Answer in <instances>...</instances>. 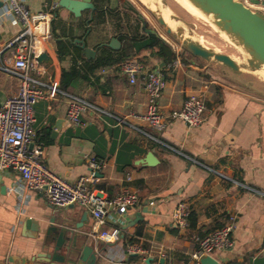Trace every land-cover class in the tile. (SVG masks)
<instances>
[{"label":"crops","instance_id":"obj_1","mask_svg":"<svg viewBox=\"0 0 264 264\" xmlns=\"http://www.w3.org/2000/svg\"><path fill=\"white\" fill-rule=\"evenodd\" d=\"M56 1L26 0V5L32 13H41L49 11ZM111 1L113 6L116 0ZM239 1L264 17V4L259 0ZM0 2L3 3L0 65H11L14 49L8 45L22 28L5 15V2ZM99 4L102 6V1ZM53 14L43 52L51 62H42L45 73L39 77L46 83H59L62 70L72 66V55L59 59L57 40L80 49L85 57L77 43L84 40L86 47L95 50L97 56L99 49L113 38L128 34L115 22L112 25L122 32L113 35L101 32L102 36L96 37L98 26L111 25L108 21L96 20L89 34L85 28L87 11L79 17L58 9ZM137 26L142 35L141 26L134 27ZM126 41L130 44V39ZM126 41L120 49L126 47ZM142 55L145 60L138 56L132 59L158 68L164 74L166 87L160 106L168 117V124L162 132L153 131L139 119L147 104L143 84L141 81L130 84L120 69L100 71L101 81L97 86L75 81L68 94L82 97L126 120L226 178L132 127L119 124L107 114L87 109L80 117L81 124L74 126L67 119L69 99L63 95L53 99L45 95L35 106V129L37 142L45 148L48 168L73 183L91 172L87 158L101 159L106 167L99 173L96 188L109 197L129 189L137 194L139 205L122 217L110 214L99 227L86 208L53 207L39 193L17 192L20 182L17 172L0 173V264H50L51 256L62 257L60 264H193L192 255L198 249L196 238L222 228L231 217L236 218L232 232L234 246L217 251L212 257L218 264H264V199L231 181L256 189L264 187V78L257 74L252 85L235 86V80L229 83L180 55L168 66L152 57L149 51ZM18 86L16 78L0 72V105L17 93ZM101 88L110 91L104 94ZM190 95L201 96L205 103L198 127H189L182 120L170 117L182 109ZM61 120V130L53 136ZM40 139L43 140L40 142ZM150 152L157 163L139 164ZM132 154L135 156L130 167L119 165L120 155L122 163ZM181 202L189 205L197 219L192 231L190 228L180 231L173 224L172 213ZM28 220L38 225L37 228L32 224L25 226ZM116 226L122 231L120 242L110 244L96 237L97 232L110 231ZM131 245H138L147 253L128 255L126 249Z\"/></svg>","mask_w":264,"mask_h":264},{"label":"built area","instance_id":"obj_2","mask_svg":"<svg viewBox=\"0 0 264 264\" xmlns=\"http://www.w3.org/2000/svg\"><path fill=\"white\" fill-rule=\"evenodd\" d=\"M259 1L264 4V0ZM4 2L5 15L12 18L22 28L19 35L8 45V48L14 49L13 63L0 65V72L16 78L19 82L17 93L0 105V173L9 170L18 173L20 182L16 186L17 192L39 193L51 206L56 208L80 205L91 213L99 227L105 224L110 214L122 217L129 209L139 205L137 194L129 189H124L118 195L109 197L96 188L97 174L106 167V162L101 159L87 158L91 172L73 183L48 168L45 163V148L43 144L37 142L35 129V106L45 95L52 99L63 95L69 99L67 119L74 126L80 125L82 113L91 109L97 113L109 115L119 124L130 126L154 142L200 164L156 136L130 125L126 120L109 114L82 97L61 91L58 82H43L39 77L45 73V67L39 61V57L44 52V41L49 34V24L54 17L53 12L58 7L57 2L51 5L49 11L41 13H32L26 5V0H4ZM120 71L127 76L130 84L141 81L147 95V104L145 113L139 119L153 131L162 132L168 124V117L164 115L160 106V99L166 87L163 72L158 68H150L148 64L137 59L123 62L120 65ZM204 110L205 103L202 97L190 95L182 109L173 112L170 117L182 120L189 127H198L202 122ZM203 166L213 174L226 178L215 169ZM127 179L131 181L130 177ZM231 181L264 199V187L256 189L235 180ZM190 215L189 205L185 202L179 203L172 213L174 226L180 231L189 229ZM235 221L236 218L231 217L222 228L204 237L196 238L198 249L192 255L193 264H200L199 261L203 255L213 256L217 251L228 250L234 246L232 232ZM96 237L106 243L114 244L122 240V231L116 226L110 231L97 232ZM126 251L128 255L147 253L138 245L128 246Z\"/></svg>","mask_w":264,"mask_h":264},{"label":"water","instance_id":"obj_3","mask_svg":"<svg viewBox=\"0 0 264 264\" xmlns=\"http://www.w3.org/2000/svg\"><path fill=\"white\" fill-rule=\"evenodd\" d=\"M192 5L197 7L199 11L209 19V23L217 28L222 34L230 38L232 42L240 49H242L247 55V64L252 72L259 70L264 65V17L247 7L243 2L239 0H188ZM57 9L60 11H66L74 16L79 17L83 11L95 10L93 0H57ZM3 3L0 2V8ZM172 18L176 21L179 18L172 15ZM160 25L166 28L167 34H172V30L167 26L162 16L158 17ZM182 32V30H179ZM85 57L95 58L96 51L86 47L84 40H79ZM121 42L118 38H113L105 47L118 51L121 48ZM184 47L194 56L205 61L214 60L217 63L222 64L226 68L232 70L234 73H239L241 67L236 61L227 54H222L214 50L207 49L201 44L184 40ZM40 62H51L49 56L45 53L39 57ZM63 120L57 122L53 136H56L61 130V124ZM148 164L154 166L157 163V159L153 153H148L144 160H140L139 164ZM99 176V174H97ZM0 182L2 183V175L0 174ZM34 226L37 228L32 220L26 222L27 227ZM62 241V238L60 239ZM59 240V241H60ZM50 264H60L63 262L62 257L51 256ZM200 264H218L210 255H203L200 258Z\"/></svg>","mask_w":264,"mask_h":264},{"label":"rangeland","instance_id":"obj_4","mask_svg":"<svg viewBox=\"0 0 264 264\" xmlns=\"http://www.w3.org/2000/svg\"><path fill=\"white\" fill-rule=\"evenodd\" d=\"M134 10L139 12L140 14H145L148 17L149 27L156 31L160 38L164 40L167 44H169L172 49L180 55L185 61L193 62L198 65L200 68L205 69V71H211L215 73L216 76L225 79L227 82L231 83L232 79L235 80V86L240 85H252L253 80L256 75L252 73L247 64L248 55L240 49L238 46L230 40L227 36L222 34L217 28L211 25L208 21H204L198 19L184 9H182L174 0H168V4L170 6V10L168 13L162 11V16L165 20L170 19L173 21L176 29L172 30V34H167L166 28L162 25L158 24L155 20H153L147 13L145 6H143L140 2H133L128 0ZM157 2V1H156ZM115 5V3H114ZM156 6V5H155ZM130 17L125 18L123 22V32L128 33V35L132 36L136 34L135 32V16L129 14ZM172 15H175L179 18L178 21L172 18ZM179 30H182L180 32ZM112 25H101L95 29L96 37L102 36L100 34L107 33V35H113L115 32L118 34L122 32ZM102 32V33H101ZM99 33V34H98ZM140 34V31H139ZM184 34H186L187 38H184ZM191 40L197 43H201V45L207 49L214 50L216 52L227 54L235 59L238 65L241 67V71L239 73H234L232 70L226 68L220 63H217L214 60L205 61L203 59H195L192 57L190 52L184 47L183 41ZM125 42V41H124ZM127 42V41H126ZM134 58V57H133ZM138 58L145 60V57L141 54L138 55ZM212 67V68H211Z\"/></svg>","mask_w":264,"mask_h":264},{"label":"trees","instance_id":"obj_5","mask_svg":"<svg viewBox=\"0 0 264 264\" xmlns=\"http://www.w3.org/2000/svg\"><path fill=\"white\" fill-rule=\"evenodd\" d=\"M101 1L102 6H100V12L96 15L95 20L96 22L105 23L106 21H108V19L113 17V15H111L108 8H105V5H103L104 0H96V3L99 4ZM123 4L124 14L122 16H119V14H117V20L120 27H124L122 24L125 21V18L130 17L129 14H138V12L134 10L133 6L129 2L125 1ZM139 29V26H137L135 28L136 34L131 37H129L128 34H122L118 37L121 43L130 39V44L127 45V41L126 47L118 51L112 50L107 47H102L99 49L98 54L94 59H86L80 49L76 48L75 46L67 45L66 42L61 39L57 40L56 44L59 59L61 60L67 55H72V66L67 70H62L61 78L59 81L60 90L65 93H71L70 88L72 83L78 80H83L87 83H91V85L93 86H97L101 81L100 76H98V73L100 71L107 68H115L119 70L120 65L123 62L130 60L145 51H149L152 57L159 59L162 63H164L165 66L171 65L176 61L178 54L172 49L169 44H167L164 40H162V38H160L156 31L152 30L149 35H147L146 33L143 35H139ZM149 29L150 27H148V30ZM192 57L194 56L192 55ZM101 91L104 94H108V91L110 90L106 91L101 88ZM42 140L40 139V142ZM134 156V154L130 155V157L125 162L122 161L121 163L122 156L120 155L118 157L119 165L122 164V167L125 168L130 167ZM196 224L197 219L194 214H191V231L195 229Z\"/></svg>","mask_w":264,"mask_h":264},{"label":"flooded vegetation","instance_id":"obj_6","mask_svg":"<svg viewBox=\"0 0 264 264\" xmlns=\"http://www.w3.org/2000/svg\"><path fill=\"white\" fill-rule=\"evenodd\" d=\"M125 1H128V0H116L115 2V5L112 6V1L111 0H105V8H108V10L110 11L111 15H113V17H111L110 19H108V23L109 24H113V23H118V20H117V14H119V16H122L124 13H123V3ZM133 2H137L139 3L140 1L139 0H131ZM143 6H145L146 8V11L148 13V15L153 19L155 20L158 24L159 23V20H158V17L159 16H162V13H161V8H166V10L168 9V11L170 10V6L168 4V0H157V2L155 3V9H152L150 7H148L147 5H145L144 3L140 2ZM93 4L95 6V10L92 11V10H86L88 12V16L87 18L85 19V28L86 30L88 31L89 30V34L92 32V30L94 29V26H95V18H96V15L100 12V4H97L96 3V0H93ZM159 7V8H158ZM135 16V21H136V24H139L141 26V31L147 35H149L151 32H152V29L150 28L148 30V27H149V22H148V17L143 13V14H140L138 12V14L134 15ZM142 33V35H143Z\"/></svg>","mask_w":264,"mask_h":264},{"label":"bare ground","instance_id":"obj_7","mask_svg":"<svg viewBox=\"0 0 264 264\" xmlns=\"http://www.w3.org/2000/svg\"><path fill=\"white\" fill-rule=\"evenodd\" d=\"M140 2L144 3L145 5H147L148 7L152 8V9H155V3L157 0H139ZM182 9H184L186 12H188L190 15L198 18V19H201V20H204V21H208L209 22V19L204 16V14H202L199 9L197 7H195L194 5H192L188 0H174ZM157 7V6H156ZM159 8V7H158ZM162 11H165L166 13H168V11L166 10V8H161V13ZM169 15V13H168ZM163 17V16H162ZM164 19V17H163ZM165 20V19H164ZM167 26L174 30L176 29V27L174 26V22L171 21L170 19L168 20H165ZM174 23V24H173ZM176 25V24H175ZM184 38H187L186 37V34H184ZM201 44V43H199ZM235 60V59H234ZM236 61V60H235ZM237 63V61H236ZM238 64V63H237ZM254 75H257L259 74L260 76H262L264 78V65H262V67L259 69V70H256L254 72H252Z\"/></svg>","mask_w":264,"mask_h":264}]
</instances>
